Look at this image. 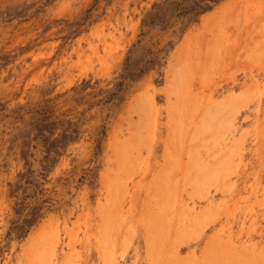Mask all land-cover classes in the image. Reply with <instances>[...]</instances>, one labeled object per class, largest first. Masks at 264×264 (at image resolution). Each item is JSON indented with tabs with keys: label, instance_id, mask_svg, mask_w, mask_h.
<instances>
[{
	"label": "rangeland",
	"instance_id": "374dc122",
	"mask_svg": "<svg viewBox=\"0 0 264 264\" xmlns=\"http://www.w3.org/2000/svg\"><path fill=\"white\" fill-rule=\"evenodd\" d=\"M157 4L171 8L0 0V264H264V0H219L148 28ZM130 55L132 69L158 61L124 100L90 104ZM44 105L81 133L47 176L43 144L32 148L37 196L51 208L8 238L10 183L23 169L9 140L34 137Z\"/></svg>",
	"mask_w": 264,
	"mask_h": 264
},
{
	"label": "trees",
	"instance_id": "16d2710c",
	"mask_svg": "<svg viewBox=\"0 0 264 264\" xmlns=\"http://www.w3.org/2000/svg\"><path fill=\"white\" fill-rule=\"evenodd\" d=\"M218 1L166 0V2L170 3L171 8L163 14L161 11L162 5L157 4L144 19V25L148 26V28L157 25H167L173 13L182 14L183 21L185 18L190 21L211 8L213 3ZM145 33L146 31L144 30L143 34L145 35ZM157 61L158 58L153 57L146 61L144 65L132 69L131 55L128 56L122 72L116 77L112 87L106 90L100 89L98 92L101 94V97L90 104L100 105L104 108L124 100L125 93L132 85V82L145 75L147 70L155 65ZM89 83L85 81L82 88L86 87ZM5 105V103L0 101V111L5 110ZM32 113L34 120L31 123V128L35 130L34 137H27L22 133L21 135H17L18 137H13L9 140L7 154L18 153L19 150L18 154L23 161V169L18 173L17 179L10 183L9 195L14 200L13 209L16 217L11 220V227L6 234L8 238L12 236L19 238L26 236L30 228L43 217L45 209L51 208L45 204V200H39L37 196L41 192L42 187L40 179L35 178L37 172L33 168L32 162L34 160L33 157L36 155L32 151V148H37L39 144H43V156L40 159L41 167L38 174L40 176H47L57 161L58 155L63 151V148L69 141L79 137L81 133L77 120L55 117L50 105L34 109ZM5 116H9V114H5ZM59 129L60 131H57ZM30 189H34V191L30 192Z\"/></svg>",
	"mask_w": 264,
	"mask_h": 264
},
{
	"label": "bare ground",
	"instance_id": "6f19581e",
	"mask_svg": "<svg viewBox=\"0 0 264 264\" xmlns=\"http://www.w3.org/2000/svg\"><path fill=\"white\" fill-rule=\"evenodd\" d=\"M232 8H233V5H231L229 3L225 4V5H221L217 12H214V13H212V14H210L204 18L203 23H202L203 26L206 29H209V28L215 26L217 24L218 19H219L218 18L219 13L221 12L222 14H228Z\"/></svg>",
	"mask_w": 264,
	"mask_h": 264
}]
</instances>
